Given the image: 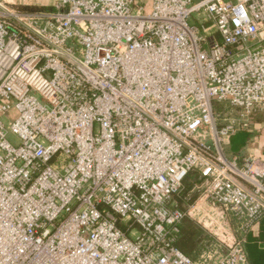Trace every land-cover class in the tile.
Listing matches in <instances>:
<instances>
[{
  "label": "built area",
  "instance_id": "built-area-1",
  "mask_svg": "<svg viewBox=\"0 0 264 264\" xmlns=\"http://www.w3.org/2000/svg\"><path fill=\"white\" fill-rule=\"evenodd\" d=\"M52 1H0V264H206L195 215L212 264H250L264 161L225 145L264 110V0Z\"/></svg>",
  "mask_w": 264,
  "mask_h": 264
},
{
  "label": "crops",
  "instance_id": "crops-1",
  "mask_svg": "<svg viewBox=\"0 0 264 264\" xmlns=\"http://www.w3.org/2000/svg\"><path fill=\"white\" fill-rule=\"evenodd\" d=\"M0 1L16 8L17 6L38 7L41 8V11L50 10L53 4L52 0ZM251 121L252 131H239L231 136L226 145V152L228 155H236L238 157L251 155L264 161V110L256 112L252 116ZM195 218L189 217L183 220L180 227L178 246L192 258L198 260L201 256L206 259V264H212L221 255L220 246L217 245L219 243L210 239L203 225L196 221ZM217 219L223 221L218 215ZM229 223L236 230L235 222L231 221ZM237 234L241 236L239 231ZM244 247L250 264H264V215L245 234Z\"/></svg>",
  "mask_w": 264,
  "mask_h": 264
},
{
  "label": "trees",
  "instance_id": "trees-1",
  "mask_svg": "<svg viewBox=\"0 0 264 264\" xmlns=\"http://www.w3.org/2000/svg\"><path fill=\"white\" fill-rule=\"evenodd\" d=\"M18 9L24 10V11H30V12H35V11H41V8L38 7H33V6H17ZM215 110H222L221 112L224 111V105L223 103H215ZM200 181L199 178V173L197 171H191L188 176L184 179L183 182V189L182 191L178 194L177 198V204L180 209H182L186 204H188L192 198L193 195L189 194L190 188L198 183Z\"/></svg>",
  "mask_w": 264,
  "mask_h": 264
},
{
  "label": "rangeland",
  "instance_id": "rangeland-1",
  "mask_svg": "<svg viewBox=\"0 0 264 264\" xmlns=\"http://www.w3.org/2000/svg\"><path fill=\"white\" fill-rule=\"evenodd\" d=\"M199 16H202L201 15V13H194L193 15H191V17L189 18V22L190 23H196V24H200L199 23ZM206 26H208V24H205ZM223 105H224V108H227V106H226V104L225 103H223ZM218 113H220L222 110H216ZM11 138H14L13 136H11ZM225 151H226V145H225ZM226 154H227V152H226ZM228 155V154H227ZM189 194L190 195H193V198H192V200L188 203V204H186L182 209H184V210H186V209H188V207L190 206V205H193V204H195V202L197 201V198H198V194H199V192L197 191V190H195L194 192H190L189 191ZM176 200H177V198H176ZM203 206H206V208L208 209V210H210V211H214V212H217V209L216 208H214V207H212L209 203H203ZM195 217H197V218H195L196 219V221H197V219L198 220H200L201 221V223H203V224H205V225H209V223H211V221H205L206 219L204 218V219H202L200 216H197V215H195ZM200 225V224H199ZM202 225V224H201Z\"/></svg>",
  "mask_w": 264,
  "mask_h": 264
}]
</instances>
